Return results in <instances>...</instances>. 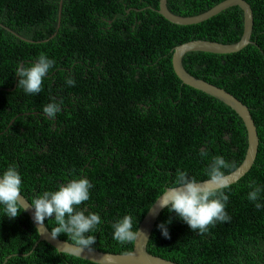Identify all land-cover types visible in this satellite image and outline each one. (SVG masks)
I'll return each instance as SVG.
<instances>
[{
	"label": "trees",
	"instance_id": "1",
	"mask_svg": "<svg viewBox=\"0 0 264 264\" xmlns=\"http://www.w3.org/2000/svg\"><path fill=\"white\" fill-rule=\"evenodd\" d=\"M159 1L0 0V171L17 167L28 201L74 177L88 178L94 187L82 207L101 215L95 250L104 253L132 251L134 242L113 239L112 223L130 212L138 228L178 169L204 180L213 156L234 164L232 173L247 153L242 120L220 101L183 85L172 67V50L187 42L237 43L243 12L232 7L203 23L177 26L157 13ZM223 1L168 0L167 8L194 17ZM245 1L253 12L255 44L228 55L188 53L182 64L249 108L259 137L257 157L227 193L230 221L201 234L162 211L147 251L176 264H264V209L247 199L250 181L264 185V0ZM42 53L56 64L43 90L26 95L16 68ZM87 67L92 69L85 75ZM69 75L75 86L66 85ZM20 98L29 102L27 109L19 108ZM53 100H63V106L50 120L43 106ZM169 219L165 239L157 225ZM45 225L50 231L54 221ZM38 239L24 211L15 219L0 217V264H93L45 242L32 251Z\"/></svg>",
	"mask_w": 264,
	"mask_h": 264
},
{
	"label": "clouds",
	"instance_id": "2",
	"mask_svg": "<svg viewBox=\"0 0 264 264\" xmlns=\"http://www.w3.org/2000/svg\"><path fill=\"white\" fill-rule=\"evenodd\" d=\"M55 64V59L43 53L31 64H21L16 68L18 87L26 95L39 94L43 90L45 78ZM75 83L72 76L66 78L67 86H75ZM62 106L63 100H53L43 106V113L48 119L54 120ZM234 167L223 155H216L203 170L202 175L206 177L204 180L190 175L185 169H178L174 178L161 187L160 194L150 207L174 213L191 230L203 234L217 222L231 220L226 209L229 201L227 193L232 186L229 173ZM22 186V175L15 165H9L0 171V217L15 219L22 211L27 210ZM93 187L88 178L74 177L58 185L56 190L44 191L31 201L27 200V206L33 209V219L37 225H44L46 220L54 221L50 230L51 238L56 239L61 234L66 236L63 248L70 254L91 255L95 251L94 233L99 230L102 218L98 212L85 211L82 207L85 202L90 201ZM248 187L250 190L247 199L257 209H264V185L250 181ZM171 223L172 220L169 219L157 225L165 239L170 238L168 225ZM111 227L113 239L121 245L137 241L141 234L137 228V217L130 212L117 219Z\"/></svg>",
	"mask_w": 264,
	"mask_h": 264
},
{
	"label": "water",
	"instance_id": "3",
	"mask_svg": "<svg viewBox=\"0 0 264 264\" xmlns=\"http://www.w3.org/2000/svg\"><path fill=\"white\" fill-rule=\"evenodd\" d=\"M167 2L168 0L159 1V8L157 10V13L169 23L177 26H192L203 23L220 14L224 10H227L232 7H238L243 12V34L241 39L237 43L231 45H224L216 42L197 40L187 42L185 44L175 47L172 50L173 71L177 78L182 82V84L220 101L228 108H230L233 112H235V114L242 120L245 126V129L247 131L248 148L243 163L235 171L229 174L232 181V185H234L246 174H248L249 171L252 169L259 149L258 132L254 124L253 118L250 114V110L241 101H239L230 93L226 92L224 89L216 87L206 81L197 79L190 75L183 67L182 60L188 53L201 52L214 55H228L238 53L251 44L254 45L255 43L251 41L253 32L252 9L245 0H224L220 4L216 5L215 7L201 15L194 17H180L172 14L168 10ZM61 5L62 2L60 3L58 28L60 26ZM22 39L26 42H30L28 40H25L24 38ZM27 203L28 202L26 199L25 206L27 210H25L24 212L30 218L39 236L38 242L34 245L32 251L37 248L39 243L45 242L60 254L70 255L81 260L91 262L93 264H176L174 262L153 256L147 251V245L151 237L152 231L159 216L161 215L164 209H159L158 207H151L149 209V211L144 216L142 222L138 227V230L141 232V234L138 237L137 241L133 243V249L130 253L124 255H117L95 250L94 253H92L91 255L85 253L81 256L70 254L67 249H64L63 246L66 241L60 240L58 238H51L50 231L47 229L45 224L37 225L33 219V209L31 207H28ZM29 254L19 256L26 257ZM10 258L11 257H9L8 259ZM7 260L5 262H7Z\"/></svg>",
	"mask_w": 264,
	"mask_h": 264
},
{
	"label": "flooded vegetation",
	"instance_id": "4",
	"mask_svg": "<svg viewBox=\"0 0 264 264\" xmlns=\"http://www.w3.org/2000/svg\"><path fill=\"white\" fill-rule=\"evenodd\" d=\"M96 66H97V65H96ZM89 69L91 70L92 67H91V68L87 67V69H85V75L89 73ZM28 104H29V102L26 101L25 98H20V99L18 100V106H19V108L27 109V105H28ZM26 115L29 116V112H26ZM30 115H31V113H30ZM13 121H14V120H13ZM13 121L11 122V124L14 123ZM55 129H56V125H53V126H52V129H51V133H53V132L55 131ZM15 138H16V137H15ZM15 138H14V139H15ZM70 138H71V136H70ZM83 138H84V135L82 136V140H83ZM15 141H17V140L15 139ZM81 142H82V141H81ZM73 144H74V143H73ZM20 146H21V145H20ZM80 150H81V148H80ZM97 150L101 152V148H100V147H97Z\"/></svg>",
	"mask_w": 264,
	"mask_h": 264
},
{
	"label": "bare ground",
	"instance_id": "5",
	"mask_svg": "<svg viewBox=\"0 0 264 264\" xmlns=\"http://www.w3.org/2000/svg\"><path fill=\"white\" fill-rule=\"evenodd\" d=\"M258 181V180H257ZM264 183V182H263ZM247 193V192H246ZM238 197V196H237ZM241 202V201H240ZM237 212V211H236ZM258 215V214H257ZM231 216V215H230ZM235 216V215H234ZM259 218V217H258ZM243 219V218H242ZM246 222V221H245ZM261 226V225H260ZM246 228H248V227H246ZM259 228V227H258ZM237 230V229H236ZM241 230V229H240ZM244 232V231H243ZM234 234V233H233ZM259 234V233H258ZM216 235V234H215ZM243 235H245V234H243ZM256 238V237H255ZM248 240V239H247ZM225 241V240H224ZM229 241H231L230 239H229ZM259 241V240H258ZM257 241V242H258ZM240 243V242H239ZM259 243V242H258ZM257 243V244H258ZM228 244V243H227ZM245 244V243H244ZM231 246V245H230ZM248 246V245H247ZM258 246V245H257ZM238 248V247H237ZM264 249V248H263ZM233 250V249H232ZM243 254V253H242ZM225 255V254H224ZM238 257V256H237ZM259 258V257H258ZM260 262V261H259Z\"/></svg>",
	"mask_w": 264,
	"mask_h": 264
}]
</instances>
